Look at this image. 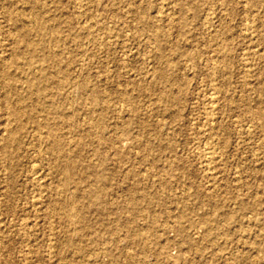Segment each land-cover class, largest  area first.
Segmentation results:
<instances>
[{
  "label": "rangeland",
  "instance_id": "obj_1",
  "mask_svg": "<svg viewBox=\"0 0 264 264\" xmlns=\"http://www.w3.org/2000/svg\"><path fill=\"white\" fill-rule=\"evenodd\" d=\"M0 264H264V0H0Z\"/></svg>",
  "mask_w": 264,
  "mask_h": 264
},
{
  "label": "bare ground",
  "instance_id": "obj_2",
  "mask_svg": "<svg viewBox=\"0 0 264 264\" xmlns=\"http://www.w3.org/2000/svg\"><path fill=\"white\" fill-rule=\"evenodd\" d=\"M180 10V9H179ZM34 71V70H33ZM212 74V73H211ZM211 77V76H210ZM214 77V76H213ZM211 80V79H210ZM211 82V81H210ZM215 90V89H214ZM219 93V92H218ZM207 101V100H206ZM215 103H216V97L215 96H210L209 97V99H208V107H210V109H213V107H214V105H215ZM216 108V107H215ZM218 108V107H217ZM209 109V108H208ZM210 111V110H209ZM208 111V112H209ZM212 111V110H211ZM210 111V112H211ZM209 114V113H208ZM251 121V120H250ZM207 122V121H206ZM211 124V123H210ZM207 125V124H206ZM209 125V124H208ZM210 127H211V125H210ZM211 128H213L214 129V127H211ZM210 131V130H209ZM251 133V132H250ZM206 156V155H205ZM206 158V157H205ZM207 160H208V158H207ZM36 172V171H35ZM37 174V173H36ZM35 174V175H36Z\"/></svg>",
  "mask_w": 264,
  "mask_h": 264
}]
</instances>
